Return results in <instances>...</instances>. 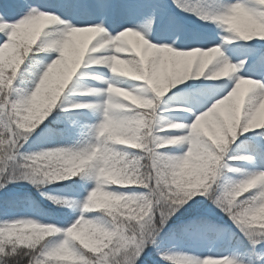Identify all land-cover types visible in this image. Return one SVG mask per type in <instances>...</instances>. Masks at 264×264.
I'll list each match as a JSON object with an SVG mask.
<instances>
[{
	"label": "snow or ice",
	"instance_id": "1",
	"mask_svg": "<svg viewBox=\"0 0 264 264\" xmlns=\"http://www.w3.org/2000/svg\"><path fill=\"white\" fill-rule=\"evenodd\" d=\"M0 264H264V0H0Z\"/></svg>",
	"mask_w": 264,
	"mask_h": 264
},
{
	"label": "trees",
	"instance_id": "2",
	"mask_svg": "<svg viewBox=\"0 0 264 264\" xmlns=\"http://www.w3.org/2000/svg\"><path fill=\"white\" fill-rule=\"evenodd\" d=\"M192 3L200 5V0H192ZM187 20H188L189 23H192V22L199 23L198 21H196L195 16H189V17H187ZM67 183L70 184L71 182L69 181ZM28 187L32 191L33 195L36 196L35 190L31 189L30 185ZM54 187H64L65 188V185H63V184H60V185H58V184L49 185V188H54ZM37 199L40 202V207L45 209V210H49V209H52L54 207L49 202L44 201L42 198H39L38 196H37Z\"/></svg>",
	"mask_w": 264,
	"mask_h": 264
},
{
	"label": "rangeland",
	"instance_id": "3",
	"mask_svg": "<svg viewBox=\"0 0 264 264\" xmlns=\"http://www.w3.org/2000/svg\"><path fill=\"white\" fill-rule=\"evenodd\" d=\"M207 3H209V0H200V5L201 6H204ZM169 103L178 104L179 101H176L175 99H173L172 101H169ZM169 115H170V118H172V119H182L183 118L179 113H171ZM51 189H53V190H63L65 188L64 187H54V188H51Z\"/></svg>",
	"mask_w": 264,
	"mask_h": 264
}]
</instances>
